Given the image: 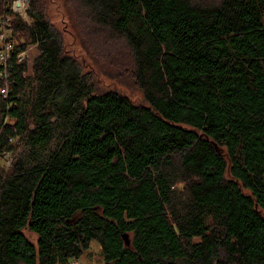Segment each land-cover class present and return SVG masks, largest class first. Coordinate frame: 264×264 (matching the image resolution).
<instances>
[{
  "label": "trees",
  "instance_id": "1",
  "mask_svg": "<svg viewBox=\"0 0 264 264\" xmlns=\"http://www.w3.org/2000/svg\"><path fill=\"white\" fill-rule=\"evenodd\" d=\"M49 2L27 24L0 0L23 39L0 77V264H85L92 241L102 264H264V0H76L140 103L90 79Z\"/></svg>",
  "mask_w": 264,
  "mask_h": 264
},
{
  "label": "rangeland",
  "instance_id": "2",
  "mask_svg": "<svg viewBox=\"0 0 264 264\" xmlns=\"http://www.w3.org/2000/svg\"><path fill=\"white\" fill-rule=\"evenodd\" d=\"M194 1L215 3L218 0ZM11 3V8H13L14 0H11ZM24 6H26L25 2ZM47 7V17L60 34L65 49L80 63L82 69L89 74L90 79L96 80L97 86L101 89H115L127 95L133 102L140 103L142 101L141 91L134 83L131 75L130 60L119 42L114 40V37L109 32V39L106 38L101 33L102 30L86 18L85 12L81 10L82 8L80 9L76 0H50ZM25 17L24 14L22 17L23 21L31 24V20ZM2 22L1 26H3ZM6 33L8 39L10 38L16 43L23 42V39L19 36L12 39L10 37L11 30L9 32L6 31ZM25 51H27V57H25L24 61L26 60L30 65L38 54L36 45H29ZM55 146L56 143L53 141L45 146L41 150L42 156L49 155ZM25 149L24 147L15 148L13 154L21 155L26 152ZM9 154L6 153V157L2 158L5 164L10 161ZM23 233L36 246V234L31 233L27 229H24ZM79 260L85 264H102L100 247L97 242L92 241L89 249L82 254Z\"/></svg>",
  "mask_w": 264,
  "mask_h": 264
},
{
  "label": "built area",
  "instance_id": "3",
  "mask_svg": "<svg viewBox=\"0 0 264 264\" xmlns=\"http://www.w3.org/2000/svg\"><path fill=\"white\" fill-rule=\"evenodd\" d=\"M24 2L26 4V6H24ZM27 3H28V0H23V10L19 11V9L15 7L16 2L14 0L13 8H11V9L15 14H19L20 17L21 16L23 17L24 14L26 16ZM25 18H27V17H25ZM2 24H3V26H1L2 31L0 33V44H2L1 49H0V77H4V75H5V63L9 57V51L11 50V45L6 43V39H7L6 31H8V32L10 31L8 18L3 20ZM25 57H27V51H23V52L19 53L17 55V62L21 63L22 61H24ZM0 92H1L2 96H4V95H6L7 90L5 88H3L0 90Z\"/></svg>",
  "mask_w": 264,
  "mask_h": 264
},
{
  "label": "bare ground",
  "instance_id": "4",
  "mask_svg": "<svg viewBox=\"0 0 264 264\" xmlns=\"http://www.w3.org/2000/svg\"><path fill=\"white\" fill-rule=\"evenodd\" d=\"M16 2V8L19 9V11H22V4H23V0H20V2H18V0L15 1Z\"/></svg>",
  "mask_w": 264,
  "mask_h": 264
},
{
  "label": "water",
  "instance_id": "5",
  "mask_svg": "<svg viewBox=\"0 0 264 264\" xmlns=\"http://www.w3.org/2000/svg\"><path fill=\"white\" fill-rule=\"evenodd\" d=\"M123 238H124V240H125V244H128V241H127V239H126V235H123Z\"/></svg>",
  "mask_w": 264,
  "mask_h": 264
}]
</instances>
